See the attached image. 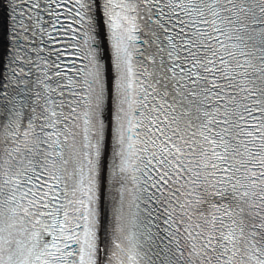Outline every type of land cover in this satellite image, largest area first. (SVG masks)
I'll use <instances>...</instances> for the list:
<instances>
[{
	"label": "snow or ice",
	"instance_id": "snow-or-ice-1",
	"mask_svg": "<svg viewBox=\"0 0 264 264\" xmlns=\"http://www.w3.org/2000/svg\"><path fill=\"white\" fill-rule=\"evenodd\" d=\"M0 264H264V0H0Z\"/></svg>",
	"mask_w": 264,
	"mask_h": 264
}]
</instances>
